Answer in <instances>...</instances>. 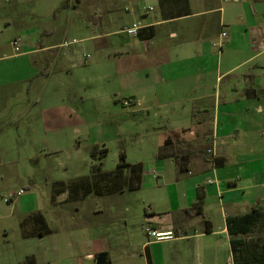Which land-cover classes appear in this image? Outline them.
I'll return each instance as SVG.
<instances>
[{
	"label": "crops",
	"instance_id": "1",
	"mask_svg": "<svg viewBox=\"0 0 264 264\" xmlns=\"http://www.w3.org/2000/svg\"><path fill=\"white\" fill-rule=\"evenodd\" d=\"M129 3L133 5L134 0ZM153 3L154 11L150 13L140 14L139 8H131L126 16L108 18L104 24L91 22L87 29L93 34L67 47L63 44L68 38L48 42L54 30L46 32L35 27H22V36L8 42L0 37V108L10 95L20 93L25 98L38 81V91L43 89L45 101L48 95L55 100L62 91L74 93L76 86L83 85L85 92L80 99L88 104L87 110L93 106L99 110L104 105L117 110L113 103L119 102L125 111L149 114L157 122L153 130L161 163L156 170L144 168L142 188L148 178L167 186L168 191L166 202L165 197L149 202L146 232L173 233L175 239L169 242H191L197 256L202 254L205 240H210L209 255L214 253L216 257L221 249L228 248L229 263L233 261L231 239L236 237L229 235L227 220L254 211L264 215V1L190 0L192 15L173 21H163L158 0ZM2 11L4 30L9 31L14 24L9 20L10 10L0 6V17ZM116 20L124 21L121 30L110 28ZM137 21L155 27V37L147 41L130 37L129 44L121 43L116 36L125 34L124 29ZM216 25L221 28L216 40L227 33L221 54H215L205 38ZM102 29L104 32H96ZM16 39L21 40L19 53L13 46ZM44 71L48 73L44 75ZM53 75L58 79L49 84ZM248 87L257 93L246 97ZM54 110H45L41 120L56 133L64 124L87 120L90 114L75 116L69 105L64 111ZM12 125L5 122L0 140L2 134H12ZM94 144L102 146L97 147L99 150L106 149L104 141L96 140ZM91 160L94 165L96 161ZM56 183L52 184L50 206L62 217L59 208L77 201L69 200L68 192L55 194ZM23 195L5 211L0 207V264H37L33 240L44 246L46 254L49 238L56 236L53 229L45 237L25 236L33 229L32 224L23 226L30 215L39 212L47 218L39 206L18 212V207L22 209L24 203H29ZM199 196L203 198V215L187 213ZM208 229L212 232L207 233ZM64 238L68 242L63 241L65 256L61 251L58 256L66 264H95L103 253L108 255L109 264H132L128 258L134 255L122 244H116L112 254L100 240L88 241L87 249H82L73 231L68 230ZM51 240L60 250L61 242ZM151 240L143 245L147 264L149 247L168 242ZM108 248L112 249L113 244ZM226 260L218 257L214 263Z\"/></svg>",
	"mask_w": 264,
	"mask_h": 264
},
{
	"label": "rangeland",
	"instance_id": "2",
	"mask_svg": "<svg viewBox=\"0 0 264 264\" xmlns=\"http://www.w3.org/2000/svg\"><path fill=\"white\" fill-rule=\"evenodd\" d=\"M64 2L65 0H0V6L10 10L9 20L14 23L11 30L5 31V14L2 11L0 25L4 33H0V37L6 42L16 36L21 37L20 29L28 26L44 29L46 32L54 30L53 36L48 37V42H61L64 38H68L66 42L74 39L78 41L83 36L93 34L92 29H87L91 22L104 24L108 18L115 20L117 15L126 16V10L131 8H139L140 14L144 13V7L154 8L153 0H134L133 5L129 0H70L69 9L63 8ZM124 25V21L116 20L110 28L121 30ZM219 30L221 28L216 25L205 37L215 54L222 52L212 47ZM116 38L124 44L132 41L127 34H120ZM51 69L53 70V66L48 71L51 72ZM55 79L58 78L53 75L49 84ZM38 83L37 81L31 85L25 98L20 93L17 96L10 95L0 108V133L5 122L14 123L10 132L12 134L1 135L0 207L5 211L17 201L14 199L8 205L4 202L6 194H17L23 190L22 197L28 199L29 203H24L22 209L18 207V212L39 206L45 213L56 236L49 238L46 254L44 246H40L38 240H33L37 264H66L58 254L61 251L62 257L65 256L66 245L63 241L67 242L64 237L68 230L75 233V240L82 245V249H87L88 241L100 240L103 248L114 254L117 250L115 245L122 244L127 252L134 255L128 258V262L147 264L143 245L150 239L154 240L147 236L146 229L149 225L146 223L145 210H149V202L154 198L165 197V202L167 201V186H161L155 179L146 178L143 188L133 194L106 198L90 196L75 203H65L59 208L63 211L62 217L52 209L50 199L53 183L69 182L90 175L93 166L90 158L92 149L102 148L94 144L96 140L106 143L108 154L102 161L104 171L116 169L121 152L126 154L129 164H142L146 170H156L157 164L161 163L157 157L156 133L153 130L157 122L145 112L125 111L119 102L113 103V106L118 107L117 110L106 105L99 110L96 106L87 110L88 104L85 105L80 99L85 92L83 85L76 86L74 93L62 91L55 100L48 95V100L45 101L43 89L38 91ZM67 104L72 106L75 116L77 113L83 118L90 113L88 119L64 124L60 133L46 127L44 120H41L44 111H64ZM4 118L9 119L3 121ZM242 238L248 247H252L254 243L264 245V223H260L252 234ZM51 239L61 242L60 250L55 248ZM205 241L204 250L198 256L193 252L192 243L188 241L151 245L149 253L154 264H215L214 260L218 257L226 260L230 253L228 248L221 249L216 257L214 253L210 256L212 243L210 240ZM110 243L113 244L112 249L108 248ZM91 251L92 249L88 250ZM223 264L234 263H228L227 259Z\"/></svg>",
	"mask_w": 264,
	"mask_h": 264
},
{
	"label": "trees",
	"instance_id": "3",
	"mask_svg": "<svg viewBox=\"0 0 264 264\" xmlns=\"http://www.w3.org/2000/svg\"><path fill=\"white\" fill-rule=\"evenodd\" d=\"M264 1V0H262ZM160 17L163 21H173L192 15L190 0H158ZM63 8H70V0H65ZM156 35L155 27L144 29L139 38L143 41L153 39ZM257 91L251 87L246 88L245 96L252 97ZM107 149H97L94 147L91 152V158L96 163L92 166L89 176L80 177L71 180L68 183L58 182L55 184L54 193H69V200L79 201L89 196L103 197L107 195L136 192L141 190L144 166L142 164H129L124 152L119 154V163L114 171L107 172L103 170L102 161L107 156ZM195 211V215H203V198L199 199L192 209L187 213ZM260 223H264V215L259 211H254L247 215L237 218H229L227 220V231L230 236L236 237L231 239V252L233 263L240 264H264V245L254 243L252 247H248L243 238L237 239L239 236H247L254 232ZM32 224L33 229L25 232L26 237H45L53 233L52 228L46 221L45 217L37 212L30 215L24 222ZM212 232L208 229L207 233ZM148 264H153L150 253L147 250Z\"/></svg>",
	"mask_w": 264,
	"mask_h": 264
},
{
	"label": "built area",
	"instance_id": "4",
	"mask_svg": "<svg viewBox=\"0 0 264 264\" xmlns=\"http://www.w3.org/2000/svg\"><path fill=\"white\" fill-rule=\"evenodd\" d=\"M142 11L144 13H150V12H153L154 9L153 8L144 7L142 9ZM146 28H148V27L143 25L141 21H137V22H134V23L130 24L129 26H127L124 29V33L127 34L129 37L139 38L140 33ZM226 38H227V33L226 32L221 33L220 39L213 44V47L218 49V50H221L223 48V46H224V41H225ZM77 43H79L77 40H73L71 42H65L63 44V46L67 47V46H70L72 44H77ZM13 46L15 47V51L17 53H19L20 52V47H21V40L20 39L14 40L13 41ZM88 58H90V56H88ZM124 105L128 106L129 102L125 101ZM23 193H24V191L22 190V191L18 192L17 194H6L4 196V201L6 203H11L13 201V199H15L16 197H20ZM147 234H148L149 237L153 238L157 242L170 241V240L175 239L173 233H162L161 234V233H157V232H154V231H151L150 229H148L147 230Z\"/></svg>",
	"mask_w": 264,
	"mask_h": 264
},
{
	"label": "water",
	"instance_id": "5",
	"mask_svg": "<svg viewBox=\"0 0 264 264\" xmlns=\"http://www.w3.org/2000/svg\"><path fill=\"white\" fill-rule=\"evenodd\" d=\"M96 264H109L108 255L106 253L100 254L96 259Z\"/></svg>",
	"mask_w": 264,
	"mask_h": 264
}]
</instances>
